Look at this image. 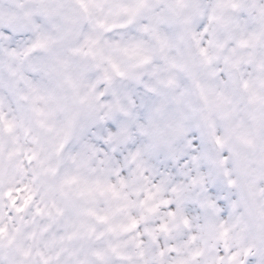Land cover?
Returning <instances> with one entry per match:
<instances>
[{
	"label": "snow or ice",
	"instance_id": "snow-or-ice-1",
	"mask_svg": "<svg viewBox=\"0 0 264 264\" xmlns=\"http://www.w3.org/2000/svg\"><path fill=\"white\" fill-rule=\"evenodd\" d=\"M0 264H264V0H0Z\"/></svg>",
	"mask_w": 264,
	"mask_h": 264
}]
</instances>
